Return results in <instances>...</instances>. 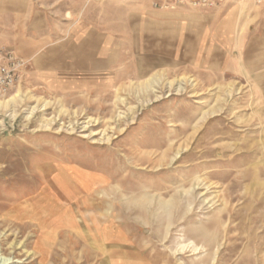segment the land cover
Here are the masks:
<instances>
[{
  "label": "rangeland",
  "instance_id": "rangeland-1",
  "mask_svg": "<svg viewBox=\"0 0 264 264\" xmlns=\"http://www.w3.org/2000/svg\"><path fill=\"white\" fill-rule=\"evenodd\" d=\"M148 3L0 0V260L264 264V0Z\"/></svg>",
  "mask_w": 264,
  "mask_h": 264
},
{
  "label": "built area",
  "instance_id": "built-area-1",
  "mask_svg": "<svg viewBox=\"0 0 264 264\" xmlns=\"http://www.w3.org/2000/svg\"><path fill=\"white\" fill-rule=\"evenodd\" d=\"M232 0H152L151 7L159 11L217 10ZM26 62L13 51H0V98L11 93L26 75Z\"/></svg>",
  "mask_w": 264,
  "mask_h": 264
},
{
  "label": "crops",
  "instance_id": "crops-1",
  "mask_svg": "<svg viewBox=\"0 0 264 264\" xmlns=\"http://www.w3.org/2000/svg\"><path fill=\"white\" fill-rule=\"evenodd\" d=\"M151 1L152 0H148V7H149V9L150 10H152V11H155V12H157L156 10H154V9H152V7H151ZM146 2H147V0H146ZM136 6H138V4L137 5H135V7ZM139 7V6H138ZM158 12H162L163 13V11H158ZM201 12H204V11H201ZM189 13H190V11H187V10H185V9H179V10H177V11H172V12H170V13H163V15H170V16H172V17H182V16H188L189 15ZM132 17H135V15H133ZM134 22H136L135 20H133ZM160 24H163V23H161L160 22ZM134 25H132V27H133ZM135 26H137V24H135ZM94 39V38H93ZM91 39L92 40V42H94L95 40H100V39ZM100 41H103V40H100ZM83 43H86V44H88L89 43V40L88 39H85L84 41H82ZM91 43V42H90ZM77 51H76V53L79 55V62H77V61H75V64H76V66L78 67V68H87V66H88V59H87V53H88V50L85 48V47H81V48H77L76 49ZM33 51L34 50H32V49H30L25 55H27V56H30V57H32L34 54H33ZM83 53H85L84 55H83ZM33 54V55H32ZM77 55V56H78ZM22 58V57H21ZM36 60H38V59H34V62L36 61ZM85 60V61H84ZM83 61L85 62V63H83ZM83 63V64H82Z\"/></svg>",
  "mask_w": 264,
  "mask_h": 264
},
{
  "label": "bare ground",
  "instance_id": "bare-ground-1",
  "mask_svg": "<svg viewBox=\"0 0 264 264\" xmlns=\"http://www.w3.org/2000/svg\"><path fill=\"white\" fill-rule=\"evenodd\" d=\"M181 91H182V89L179 88L177 92H181ZM15 97H18V96L16 95ZM51 201H52V200H51ZM48 202H49V201H48ZM51 203H53V202H50V204H51ZM49 207H50V206H49ZM47 239H48V238H47ZM44 242H46V241H44ZM0 264H9V263H8L7 260H5V259H1V260H0Z\"/></svg>",
  "mask_w": 264,
  "mask_h": 264
}]
</instances>
